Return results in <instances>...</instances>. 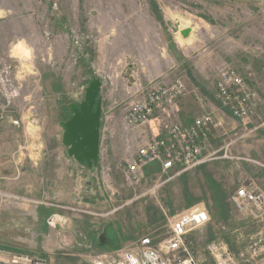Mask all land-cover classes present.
<instances>
[{
  "label": "rangeland",
  "instance_id": "rangeland-1",
  "mask_svg": "<svg viewBox=\"0 0 264 264\" xmlns=\"http://www.w3.org/2000/svg\"><path fill=\"white\" fill-rule=\"evenodd\" d=\"M223 20L230 21V29L218 27ZM185 28L187 37L180 33ZM21 41L31 50L25 59L12 55ZM3 64L12 73L11 85L0 90V148L11 143L5 137L16 138L9 164L14 163L20 188L13 193L0 187V213L11 204L19 208L16 224L7 220L0 228V253L13 249L46 256L52 264H79V259L88 264L104 252L98 243L106 226L117 235L112 251L146 233L165 237L172 217L202 204L211 219L186 238L200 264H215L205 247L216 237L240 264H264V216H243L228 198L243 184L264 192V0H0V73ZM228 67L255 93L248 119L216 97V79ZM93 78L102 82L97 186L98 200L104 201L91 213L79 203V173L75 177V168L62 164L68 152L59 124ZM177 78L185 91L172 106L156 110L147 125L123 122L132 100ZM207 112L215 125L202 162L164 173L146 166L138 182L127 179L125 161L142 142ZM46 150L52 155L44 162L39 153ZM219 208L232 214L231 225L219 218ZM33 211L62 213L73 219V227L57 224L41 231ZM78 216L91 219L81 225V235ZM79 241L89 245L81 256Z\"/></svg>",
  "mask_w": 264,
  "mask_h": 264
},
{
  "label": "built area",
  "instance_id": "built-area-1",
  "mask_svg": "<svg viewBox=\"0 0 264 264\" xmlns=\"http://www.w3.org/2000/svg\"><path fill=\"white\" fill-rule=\"evenodd\" d=\"M11 73L12 67L3 64L0 90L11 85ZM180 80L177 78L170 85H153L143 98L132 100L126 108L123 122L129 127L147 125L156 110L165 111V107L172 106L184 93L185 87ZM216 80L215 93L218 100L231 106L234 115L248 119L256 103L255 93L248 89L238 72L232 67L225 68ZM213 119V114L207 112L194 117L188 124H170L161 136L149 137L125 161L124 175L128 180L138 182L144 168L151 162H158L163 173L175 168L183 171L199 164L203 161L201 152L204 145L208 144L210 127L215 125ZM228 198L234 210L241 215L263 219L264 192L256 185H240ZM209 219L205 206L196 204L169 220V230L165 237L156 239L150 233L143 234L125 247L94 255L88 264H200L186 238L192 229L204 226ZM205 250L215 264H240L239 258L230 251L222 238L216 237L210 241ZM0 264L52 263L45 256L25 252L13 253L5 259L0 257Z\"/></svg>",
  "mask_w": 264,
  "mask_h": 264
},
{
  "label": "crops",
  "instance_id": "crops-1",
  "mask_svg": "<svg viewBox=\"0 0 264 264\" xmlns=\"http://www.w3.org/2000/svg\"><path fill=\"white\" fill-rule=\"evenodd\" d=\"M227 11H229V10H227ZM230 25H231L230 21L227 20V21H224L223 23H221L218 27H220L223 30H228L231 28ZM235 44L239 45V43H235ZM71 115L72 114L70 113L69 116L67 117V119H69L71 117ZM191 121H192V119H187V120H185L184 124H188ZM2 138H3V136H2ZM15 139L16 138L13 136L5 137V140L11 141V143L16 141ZM11 143H9L5 147L3 146L0 148V151H1V153H0L1 154L0 155L1 156L0 157V187L3 189H6L7 191H10L13 193H18L20 186H19V183L16 182V179H14V178H16V174H14V171H13L14 163L9 164L10 163V156H12L11 153H14L16 151L14 149V144L10 145ZM39 145H41V144H39ZM209 145H210V142H209V144L204 145V147L202 148V152H205L206 150H208V148L210 147ZM48 151L49 150H46V152L39 153V154H42V155H40V157H41V159H44V162H45V160H47L49 158L50 155H52V153H47ZM27 154H28V157L31 159V156L33 154L32 153H27ZM52 162L53 161H51L50 164H52ZM100 162H101V150L99 152L98 162L96 163L97 165H95L91 168H89L84 162L75 161L69 155H65L64 163H62L63 165L68 164L69 166L75 168V172H76L75 177H77L78 173H79V176H78V178H79V189H78V191H79V203L85 204V206H87L88 208H91L92 209L91 213H93L94 209L95 210L98 209L100 204L102 203V201H104V200H102L99 202V200H98V197L101 196V194H102L101 190L99 189L100 187L97 186V184L100 182L99 181L100 177H98L99 169H101V167H102V164H100ZM6 163H8V164H6ZM35 163H37V162H35ZM15 165H16V163H15ZM65 167H67V166L65 165ZM147 167L150 169V172L152 171L154 173L157 170V168H159V163L158 162H151L147 165ZM64 171H65L64 166H63V168H59V172L61 174ZM72 172L73 171L71 170V174H72ZM90 185H93V186H90ZM85 190L87 192L86 195L84 194ZM64 195L65 196L69 195L68 191H66L64 193ZM226 200H227V198H226ZM105 201H107V200L105 199ZM223 210H224L223 208H219V210L217 211V212H219V214H218L219 218H221V220L223 222L230 224V221H232V219H233L232 214L227 215L223 212ZM206 212H208L207 209H206ZM33 213H35V212L33 211ZM33 213H30L32 216V219H41L40 220V226L41 227H39V229L41 231L45 230V227L56 226L57 224H59L62 228L64 227V225H68L71 228L73 227V225H72L73 219L63 215L62 213L55 212V211H52L49 213L48 211H44V212L40 213L41 215L40 214L38 215V212H37V213H35V214H37L36 217H33V215H34ZM208 214H209V218L211 219L209 212H208ZM18 218H19V208L14 206L13 204L8 205L4 209V211H1V213H0V221H1V223H0L1 227L0 228L3 229V227H2L4 224L3 221L7 222V220H8L11 223L16 224V222H17L16 220ZM83 218L84 217H82V218L79 217V229H78L79 235H81V233H82L81 229H83L81 225H83V223L86 220H88V219L84 220ZM88 222L90 223L91 219L88 220ZM208 223H209V221L207 223H205L204 226H202L200 228H204L206 226V224H208ZM228 224H225L226 226L222 224V227L229 229V227H231V226H229ZM43 225H44V227H43ZM89 230L93 231L94 234H98V233H96V231L92 230V228H90ZM78 244H79V255L78 256H81V255H83L84 249L86 247H88L89 245L88 246L83 245V243H80V241L78 242ZM98 247L100 248L101 251H104V252L111 249V248H109L110 246L107 243H104V244L98 243ZM3 252H5V253H0V257L2 259L9 258L10 255H12L14 253L13 249H6ZM79 262H80L79 264H83L80 259H79Z\"/></svg>",
  "mask_w": 264,
  "mask_h": 264
},
{
  "label": "water",
  "instance_id": "water-1",
  "mask_svg": "<svg viewBox=\"0 0 264 264\" xmlns=\"http://www.w3.org/2000/svg\"><path fill=\"white\" fill-rule=\"evenodd\" d=\"M180 33L187 37L190 29L185 28ZM101 83L99 78H93L85 88L83 99L79 103L69 104L71 117L59 124L63 130L61 139L67 147L68 155L88 167L97 165L99 159L102 106L98 95Z\"/></svg>",
  "mask_w": 264,
  "mask_h": 264
},
{
  "label": "trees",
  "instance_id": "trees-1",
  "mask_svg": "<svg viewBox=\"0 0 264 264\" xmlns=\"http://www.w3.org/2000/svg\"><path fill=\"white\" fill-rule=\"evenodd\" d=\"M104 230L105 231H104V236H103L104 237L103 243H107L110 246V248H114V246L117 247L116 246L117 245V242H116L117 235H116L115 230L112 229V226L108 225L104 228ZM103 237L100 238L99 243H101V240Z\"/></svg>",
  "mask_w": 264,
  "mask_h": 264
},
{
  "label": "clouds",
  "instance_id": "clouds-1",
  "mask_svg": "<svg viewBox=\"0 0 264 264\" xmlns=\"http://www.w3.org/2000/svg\"><path fill=\"white\" fill-rule=\"evenodd\" d=\"M30 51V49L26 48L24 42L21 41L20 43L14 46L12 50V55H21V58L25 59L30 56Z\"/></svg>",
  "mask_w": 264,
  "mask_h": 264
}]
</instances>
